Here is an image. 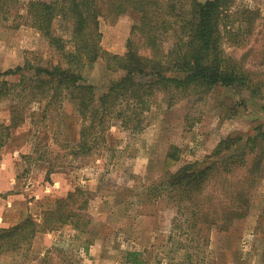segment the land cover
Here are the masks:
<instances>
[{
	"label": "rangeland",
	"instance_id": "obj_1",
	"mask_svg": "<svg viewBox=\"0 0 264 264\" xmlns=\"http://www.w3.org/2000/svg\"><path fill=\"white\" fill-rule=\"evenodd\" d=\"M30 1L21 0L19 13L9 18L0 14L2 73L27 62L50 66L63 60L67 66L63 55L32 27L27 16ZM227 15L235 27L244 15L254 18L252 34H242L244 45L233 46L227 40L226 51L264 80V0H230ZM138 21L133 12L116 22L101 19L102 49L125 54ZM54 27L57 35L71 39L64 21L57 19ZM175 41L174 33L167 35L165 49ZM80 73L100 94L121 75L109 70L104 57L84 65ZM20 79V74L3 77L11 84ZM195 93L179 95L176 101L169 94H156L142 130L113 120L106 140L98 135L97 146L80 155H74L81 126L73 101L54 103L44 113L47 98L27 104L30 98L21 99L19 88L2 98L0 125L11 124L16 104L24 120L0 136V172L6 171L0 173V183L14 187L0 191V229L28 216L41 222L44 212L68 195L56 187L60 177L68 184L65 189L87 192L81 200L88 201L84 213L90 222L84 232L71 225L39 232L29 246L0 255V264H131L128 252H138L140 264H264V158L249 215L227 231L192 228L170 198L171 173L187 163L208 161L227 137L246 136L264 126V100L245 90L218 87ZM211 192L212 188L206 194ZM194 237L199 238L192 241Z\"/></svg>",
	"mask_w": 264,
	"mask_h": 264
},
{
	"label": "trees",
	"instance_id": "obj_2",
	"mask_svg": "<svg viewBox=\"0 0 264 264\" xmlns=\"http://www.w3.org/2000/svg\"><path fill=\"white\" fill-rule=\"evenodd\" d=\"M20 4L21 0H0V14L5 18L18 14ZM229 7L230 0H31L27 16L32 27L63 55L67 66L63 60L50 66L27 62L15 70L0 72V101L18 88L21 99L30 98L27 104L47 98L44 113L54 103L62 106L64 101H73L81 126L74 155H80L89 154L99 136L106 138L113 120H120L133 131L142 130L144 114L158 93L169 94L176 101L188 92L210 93L226 87L245 90L251 97L264 100V80L251 72L243 59L226 51L228 41L243 46L242 34H252L254 18L249 16L253 12L248 11L249 16L244 15L235 27L227 15ZM128 12L138 14L139 21L132 27L127 52H105L101 47V19L116 22ZM57 19L71 28L70 40L56 34ZM170 33L175 34L176 41L165 49V37ZM102 57L109 70L121 75L100 94L95 86L84 82L80 71ZM14 74H20L18 84L3 80ZM19 109V105H12L11 124L0 125L1 137L24 120ZM263 158L264 126L246 136H229L208 161L187 163L169 175L170 198L176 200L178 212L184 211L192 228L203 225L200 232L205 226L207 230L227 231L250 213ZM210 188L213 192L206 194ZM86 193L81 188L70 191L56 201V207L44 212L41 222L28 216L17 225L1 228L0 255L19 251L39 232L64 225L84 232L90 222L84 213L88 201L81 200ZM138 256V252H128V261L140 264Z\"/></svg>",
	"mask_w": 264,
	"mask_h": 264
},
{
	"label": "crops",
	"instance_id": "obj_3",
	"mask_svg": "<svg viewBox=\"0 0 264 264\" xmlns=\"http://www.w3.org/2000/svg\"><path fill=\"white\" fill-rule=\"evenodd\" d=\"M3 172H6V171H3ZM3 172H0V173H3ZM4 175H6V173H3ZM61 179H62V177H60L59 179H58V181L56 182V187H60V192L62 191H65L66 190V192H67V194L70 192V191H73V190H75L74 188H73V190L72 189H70V190H67V189H65V187H67L68 186V184H66V183H64L63 181H61ZM11 185H13V183H11L10 182V185H9V182H2V183H0V191L1 190H8V189H11V188H14V187H12ZM18 196V199H20L21 197V195H17ZM24 196V195H23ZM18 223V222H17ZM17 223H15L14 225H17ZM14 225H12V226H14Z\"/></svg>",
	"mask_w": 264,
	"mask_h": 264
}]
</instances>
